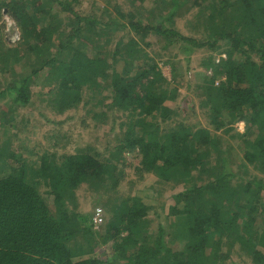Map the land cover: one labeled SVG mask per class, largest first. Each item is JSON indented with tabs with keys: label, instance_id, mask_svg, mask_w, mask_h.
<instances>
[{
	"label": "trees",
	"instance_id": "16d2710c",
	"mask_svg": "<svg viewBox=\"0 0 264 264\" xmlns=\"http://www.w3.org/2000/svg\"><path fill=\"white\" fill-rule=\"evenodd\" d=\"M87 1L89 11L79 9L81 0H0V17L19 30L14 45L0 34V99H9L0 107V264H227L235 246L264 264V0H195L197 36L166 26L179 0H153L151 8L144 0ZM200 48L226 53L201 59L211 74L196 93L211 128L177 119L185 110L180 99H190L179 91L185 73L177 57ZM168 49L176 53L164 61L159 50ZM159 61L169 64L170 79ZM39 74L47 95L37 100L54 114L81 105L84 122H102L122 112L112 153L102 158L78 147L59 154L36 145L33 156L15 152L18 110L35 101ZM238 122L243 131L233 127ZM220 132L239 140L238 159ZM126 150H137L139 176L183 185L166 212L172 239L160 224L150 230V205L135 195L105 200L98 227L77 209L82 185L116 189L122 174L115 162Z\"/></svg>",
	"mask_w": 264,
	"mask_h": 264
},
{
	"label": "rangeland",
	"instance_id": "374dc122",
	"mask_svg": "<svg viewBox=\"0 0 264 264\" xmlns=\"http://www.w3.org/2000/svg\"><path fill=\"white\" fill-rule=\"evenodd\" d=\"M81 1L82 4L79 9L89 11L88 1ZM152 1L153 0H144L141 6L151 8ZM177 3L178 5L173 12V14L176 13V16L172 18L174 23L171 25L170 21H166V26H173L186 35L197 36V33L195 32L196 30L194 31V28L191 25L194 21L193 13L198 9L196 4H194L195 0H179ZM188 7H191V9ZM172 9L173 7L166 10L165 5H159L157 11L161 12L166 10L164 14L167 15L172 13ZM0 34L9 45L16 44L19 39V30L15 22L6 15L0 17ZM117 37V35H113V42ZM147 39H149V42L154 43V49L158 51L160 45L157 44L156 37L149 36ZM171 50L172 49L166 51L159 50V52L164 55V61L176 53V50H173L172 52ZM208 53L213 55L215 61L226 58V53L221 51L220 48L212 52L208 51L206 48H200L194 50L190 54H181L177 57L178 61L176 62V67L185 73L184 81L182 80L183 84L179 87V91L182 94L185 93V95L190 96L188 103H184L183 100L180 99L179 105L182 107L184 104L185 110L180 111L177 119L191 123L193 126L211 128L212 125L209 124L208 116L204 114L202 108L198 104L196 93V87L202 82L204 76L211 74L210 68H203L201 65V59ZM159 66H161L163 74L170 79L169 64H164L162 61H159ZM40 74L36 77L37 86L35 85V87H33L35 101H32L30 105L20 107L18 110L20 117L17 118V123L21 126L19 128V136L21 140L14 144L15 152L19 151L17 149L21 148L19 151L20 154L33 156L35 152L31 151V149L36 145L39 150H58L60 152L59 154L72 153L78 147L93 149L91 151L100 153L102 158H105L106 155L112 153V149L118 145L119 139L122 138L123 130L121 128L122 125H120V122L124 119L122 112L110 111L109 114L106 115L108 117L102 122H100L101 120L99 119L94 120L93 118H88L84 122L81 119L83 115L81 105L75 110L66 111L64 114H54L49 108H47V110L44 109L37 100L42 93H44V96L47 95V90H40L41 88L38 87L43 83ZM221 79L224 80V77L216 79L215 84ZM85 94L92 100L91 103L97 101L96 96H92V93L86 92ZM85 99H87V97H85ZM8 101L9 99L7 98L0 99V107H5L8 104ZM171 105L174 104L171 103ZM20 118H23L22 122L19 121ZM233 127L237 131H243L244 123L238 122L234 124ZM218 134L222 135L224 139L229 138V134L228 136L221 132ZM229 141L235 150L234 156L238 159L237 156L241 154L239 140L229 138ZM0 143L1 149H4L6 143L3 141V134H1V131ZM62 145L63 147H61ZM236 159L233 160L238 162ZM139 162L140 156L137 150L124 151L121 160L115 162L117 168L122 174V178L116 189L113 191L102 189L88 191L86 185H82L81 188L77 190V209L81 212H90L92 214V211L99 207L104 220L105 209L102 206V203L105 200L113 197L121 198L135 195L141 198L144 203L150 205L146 217L150 224V230L153 231L157 224H160L165 230L167 239H172L171 232H175V229L172 226L173 217L167 216L166 212L169 205L173 203L172 195L183 189V185L171 182L160 184L157 182L156 176L152 173L139 176L137 172ZM249 170L251 171V168H249ZM158 188H162V190H158ZM174 241H176V237L174 238ZM107 252L110 253V250L106 249V253ZM226 263L253 264L250 257L241 252L237 246H235L231 252Z\"/></svg>",
	"mask_w": 264,
	"mask_h": 264
},
{
	"label": "built area",
	"instance_id": "2783aa9c",
	"mask_svg": "<svg viewBox=\"0 0 264 264\" xmlns=\"http://www.w3.org/2000/svg\"><path fill=\"white\" fill-rule=\"evenodd\" d=\"M102 221H103V217H102L101 209L97 207L92 211V223L94 227H98L100 223H102Z\"/></svg>",
	"mask_w": 264,
	"mask_h": 264
}]
</instances>
